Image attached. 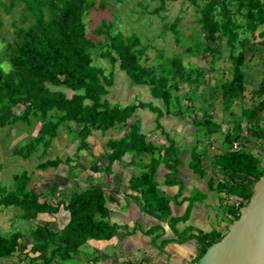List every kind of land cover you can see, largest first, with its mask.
Segmentation results:
<instances>
[{"label":"trees","instance_id":"obj_1","mask_svg":"<svg viewBox=\"0 0 264 264\" xmlns=\"http://www.w3.org/2000/svg\"><path fill=\"white\" fill-rule=\"evenodd\" d=\"M122 1V0H117ZM170 1L159 0L155 8L160 12ZM109 0H10L11 8L23 4L27 25L14 28V39L6 43L0 56V129L18 121L29 122L31 116L41 120L38 135L25 145L15 148L14 152L29 158L39 147L44 145L41 155H45L51 147L53 139L59 134L61 127L75 133L79 138L77 153L89 148V137L94 131L103 134L110 129L123 125L126 129L120 138L107 141L108 162L105 172H112L115 161H123L128 152L148 154L151 159L142 164V169L132 173L129 188L140 194L143 206L148 210L160 213L162 221L170 220V226L179 242L197 238L201 244L200 257L208 246L222 238L225 234L213 230L194 231L191 226L179 231L177 222L186 221L191 213V205L185 214L171 216V199L160 192L157 170L161 157H170V174L176 172L178 165L177 145L170 140L169 145L158 146L148 139L142 131L141 119L134 118L140 109H150L157 113V122L164 115L188 117L184 113L180 91L183 83L199 84L205 76L206 68L188 67L181 54L163 58L157 65L146 64L145 56L148 45L142 42L136 32L125 34L115 28L114 21L104 19L93 35L104 36L95 39L88 34L86 16L94 9L105 10ZM198 12L197 22L206 32V42L198 41L187 49L199 54L209 63L214 71V63L219 48L216 43L229 48L232 62L231 78L216 82L215 92H219L225 111L234 114L233 105L246 98V49L248 36L264 37V0H190ZM177 17L170 23L178 35ZM1 24V23H0ZM211 42H214L211 44ZM196 48V52L194 51ZM95 57L108 59L111 70L95 64ZM4 62L10 68L3 66ZM125 71L132 82L148 86L154 100L139 99L127 105L113 103L107 95L114 85V69ZM54 86V87H53ZM62 87L68 88L70 94ZM192 96V95H191ZM157 100L159 103H156ZM212 104L199 106L201 115L194 116L193 122L200 133L206 137L221 130V124L211 110ZM16 109L20 112L16 113ZM260 105L251 107L244 105L243 118L236 120L234 137L225 145L224 150L215 159L224 171L232 173L234 179L245 181L244 185L232 183L229 192L238 195L240 200L233 219L240 215V208L247 204L253 193L254 183L264 173V155L241 143L234 147V141L243 136L244 118H256ZM187 110V109H186ZM132 119V120H131ZM77 126L74 128L73 124ZM203 137V138H204ZM201 137L192 149L191 164L195 171L203 172ZM204 149V148H203ZM73 158L57 156L38 164L40 169L59 167L62 163L70 165ZM97 164V160L93 161ZM13 188L0 183V206H17L20 216L28 221L36 219L40 214H57L62 209L68 211V220L62 228L52 227V221L36 223L29 230L30 243L20 246L25 239L21 230L10 234L0 232V264L2 259L22 255L26 264H67L78 260L81 247L89 240H109L118 233L119 225L110 219L111 209L107 205V196L102 184L84 189H73L69 196L56 201L42 200L41 193L28 187L31 173L27 170L13 175ZM239 180V179H236ZM220 185V182L218 183ZM222 191L225 184L218 186ZM159 225L147 232L154 233ZM228 229V228H227ZM155 236V235H154ZM157 238V237H156ZM156 241V239H154ZM169 239L163 240V243ZM97 256L87 259L85 264L97 261ZM124 264H134L126 261Z\"/></svg>","mask_w":264,"mask_h":264},{"label":"rangeland","instance_id":"obj_2","mask_svg":"<svg viewBox=\"0 0 264 264\" xmlns=\"http://www.w3.org/2000/svg\"><path fill=\"white\" fill-rule=\"evenodd\" d=\"M9 2L10 0H0V56L6 43L14 39L15 26L27 25L30 23V21H24L25 12L23 4H17L15 7L11 8ZM159 4V0H109L108 7L105 10L94 9L86 16L85 20L88 34L95 39H104V36L98 37L93 35L94 29L100 25L104 19L108 20V22L114 21L116 29L121 30L125 34L136 32L141 36L142 42L148 45L146 54L142 58L143 62H145L144 58L147 57L146 64L157 65L161 61L160 53H162L163 58L181 54L184 63L188 67H205L206 74L200 78L199 84L191 85L187 82L181 84L182 90L179 93L182 98V105L184 108L187 107L184 113L192 117V119L194 116L199 118L201 115L199 106L202 103L205 105L208 103L212 104L211 110L222 128L219 132L207 135L206 137H204L206 134L202 133V138L204 137L203 140L206 145L205 147L208 149L207 153L209 156H206L208 158L207 162L209 166L216 167L215 173L219 178H223L224 181L229 182L233 180V182H243V180L238 177L234 179L232 173L228 171L224 172V170L216 164L215 159L222 147L226 144L228 145L234 137V126L236 120L243 118L241 111L244 105L251 106L252 102L249 100V91L251 89H249V85L251 86L256 79L260 81L261 79H259V77L261 75H263L262 78H264V69L260 70L262 73L260 76L256 71L260 66L259 63L261 66H264V61L260 60V58L264 59V49L256 43V37L258 36L251 37L250 33L245 34V36L247 35L249 37L245 65L247 80H249L246 95L248 99L246 101L245 99L237 101L232 107L234 111L232 115L229 111L223 109L219 92H215L216 82L231 78L232 62L229 57V48L219 43L215 44L219 48V58H217L214 63L215 70L211 71L209 63L206 60L202 59L199 54H195L193 51L187 49L189 46L196 45L198 41H207L206 32L200 28L197 22L198 12L196 6L193 5L190 0L170 1L167 3L166 8L158 13L155 11V8ZM177 17L181 18L178 24V35L170 26V23ZM213 43L214 42H211V44ZM194 51H197L196 48ZM94 62L96 65L106 68L107 72L112 68V64L108 59L95 57ZM3 66L6 69L10 68L8 62H4ZM114 70V85L110 87V92L107 95L112 102H116L120 105H127L139 99L145 101L154 100L148 86L135 84L129 79L126 72L119 70L118 67ZM62 89L70 94L68 88L62 87ZM155 102L159 103L157 100H155ZM18 112H20V109H16V113ZM152 113V111L150 113L138 112L139 115L145 116L144 118L145 120L147 119V121L153 120L156 113ZM262 113H264V107L262 108ZM164 116L167 117V120H171L172 124L176 121L175 118H171L173 114L169 115L170 118L168 115ZM260 117H262L261 120H256L254 118L252 120H247V117L244 118L243 136L239 141L264 155V127L261 124L264 119L263 114L260 115ZM189 121L191 123V118ZM72 124L74 128L77 126L74 123ZM40 125L41 120L35 116H31L29 122L18 121L0 129V183L2 186L7 187L8 190L12 189L14 182L13 175L27 170L31 173V181L28 187H33L40 192L42 200L56 201L63 196H69L73 192V189H81L83 186L94 185L97 181L99 182L100 179H106V177H108V173H106L103 168H93V155L91 151H89L92 147L82 149L79 155V153H77L79 137L75 135L74 132L64 127L59 129L58 136L53 139L52 145L45 155H41L44 149L43 144H40L38 149L29 158L17 155L14 149L25 145L34 136L38 135ZM192 126H194L193 123ZM156 128H159V126ZM168 128H170V126H168ZM156 131L160 132L158 129H156ZM185 131H187V129H185ZM120 133L121 131L118 129L108 134L117 136ZM166 133V131L163 132L162 134L164 136L161 135V137L167 140L165 136ZM97 134V143L92 144L93 148L97 147L96 150L99 157L106 159L104 155L106 137H102L100 131H98ZM198 137L197 135V139ZM193 142L194 140L187 141L188 144ZM186 147L189 146L186 145ZM57 156L62 158L70 156L73 158V161L70 165L62 163L57 168L49 167L45 170L39 168V163L46 159H54ZM203 165L204 164H202V166ZM173 177H176L174 173L169 174V181H171ZM160 179L163 180V178ZM192 190L197 198H204L205 190L200 188ZM20 214L21 211L17 206H0V232L7 235L15 230H21L25 234V239L19 248L20 250L24 247V244L30 243L31 238L28 236V233L36 223L52 221V223H54L51 225L52 227H60L67 218V214L63 209L57 214H40L32 221L23 219ZM139 225L140 224H138V227ZM201 257H199V260ZM22 258V255H15L9 259H2L1 264H26L25 261L21 260Z\"/></svg>","mask_w":264,"mask_h":264},{"label":"crops","instance_id":"obj_3","mask_svg":"<svg viewBox=\"0 0 264 264\" xmlns=\"http://www.w3.org/2000/svg\"><path fill=\"white\" fill-rule=\"evenodd\" d=\"M263 28L264 26L261 27V29L259 28L256 34L263 30ZM256 41V43L264 49V37L258 35ZM260 60L264 61L263 58H260ZM259 65L260 66L256 71L260 76L262 74L260 70L264 69V66H261L260 63ZM262 77L263 75L259 77V79H261L260 81L256 79L251 86L249 85V89H251L249 91V100L252 102L251 106L253 104L260 105L259 113L255 118L256 120H261L262 117H260V115L262 114L264 117V113H262V108L264 107V78ZM248 81L249 80H247L245 90L246 95ZM247 99L248 98H245V101ZM148 110L140 109L139 111L150 113L151 110ZM155 113L156 112H153L152 114ZM144 117L145 116L137 114L134 118L141 119L142 131L147 134L149 140L158 146L163 144L168 146L170 140H172L178 147L177 154L179 161L176 167V173L174 172L176 177H173V179L169 181V174L171 171L169 165L171 161L170 157L167 155L161 157V163L159 164L156 174L160 192L171 199V216H182L187 211L189 205L192 207L189 218L186 221L180 220L177 222L176 228L179 231H183L185 228L191 226L195 229L194 231L202 230L204 232H211L216 230L226 233L240 200L238 195L229 192V187L232 183L244 185L246 180L243 182H233V180L228 182L224 181L223 178H219L215 173L216 167L209 166V163L207 162L208 158L206 156L209 155L204 140L202 145V150L204 151L203 172L195 171L191 165L192 149L203 134L200 133L195 126L192 117L173 115L171 118H175L176 121L172 124L171 120H167V117L163 116L160 119V129L156 128L158 127L157 113L152 121H147ZM190 118L192 120L191 123L189 121ZM252 119L247 117V120ZM192 123L194 126H192ZM261 124L264 127V119ZM168 126H170V128H168ZM155 128L160 132L156 131ZM118 129L121 131L119 135L114 136L113 134H108L113 133ZM185 129H187V131H185ZM98 131L99 130L94 131L88 139L90 147L92 148V144L97 143ZM125 131L126 129L123 125H118L105 134L100 131V135L106 137L104 151L106 159L99 157L96 150L97 147L93 148V150L92 148L89 149L93 155V168L98 167L97 169H99L101 167L105 171L109 152L107 141L110 138L117 139L122 137ZM165 131L167 132L165 134L167 140L161 137V135H163L162 133ZM197 135L199 136L198 139ZM188 140H194V142L188 144ZM186 145L189 147H186ZM224 148L225 145L222 147L220 153ZM95 159L98 161L97 164L93 162ZM150 159L151 156L148 154H140L136 156L135 154L128 152L123 161H115L112 167V172L108 173L106 179H100L99 182L97 181L91 186H83L82 189L93 187L97 184H102L104 186L107 196V205L111 209L110 219L113 223L119 225V229L117 235L112 239L89 240L81 247V255H78L79 261L71 260L67 264H85L87 259L90 257L94 259L95 256H97L98 259L96 262H92V264H124L126 261H132L134 264L197 263L202 249L201 242L197 238H190L183 242L175 240L176 234L170 226V220L162 221L160 213L145 208L141 201L140 194L129 188L128 184L131 174L140 171L142 169V164L148 163ZM160 178H163V180ZM219 182L220 185L218 184ZM222 184H225V188L220 191L218 186H221ZM196 188L205 190L203 199L197 198V196L193 194L192 189ZM64 212L67 214V218L64 222L65 224L68 220V211ZM64 224L57 228H62ZM138 224H140L139 227ZM156 225H159V228H157L153 234L147 232L150 228ZM154 239H156V241ZM165 239H169V241L163 243V240Z\"/></svg>","mask_w":264,"mask_h":264},{"label":"water","instance_id":"obj_4","mask_svg":"<svg viewBox=\"0 0 264 264\" xmlns=\"http://www.w3.org/2000/svg\"><path fill=\"white\" fill-rule=\"evenodd\" d=\"M197 264H264V173L254 183L249 202Z\"/></svg>","mask_w":264,"mask_h":264},{"label":"built area","instance_id":"obj_5","mask_svg":"<svg viewBox=\"0 0 264 264\" xmlns=\"http://www.w3.org/2000/svg\"><path fill=\"white\" fill-rule=\"evenodd\" d=\"M240 144H241L240 141H234L232 145H233L234 147H239Z\"/></svg>","mask_w":264,"mask_h":264}]
</instances>
